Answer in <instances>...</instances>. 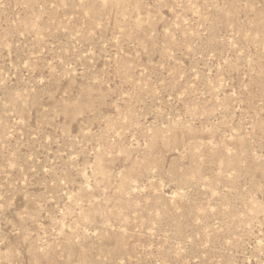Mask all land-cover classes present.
<instances>
[{
	"label": "rangeland",
	"instance_id": "obj_1",
	"mask_svg": "<svg viewBox=\"0 0 264 264\" xmlns=\"http://www.w3.org/2000/svg\"><path fill=\"white\" fill-rule=\"evenodd\" d=\"M0 264H264V0H0Z\"/></svg>",
	"mask_w": 264,
	"mask_h": 264
}]
</instances>
